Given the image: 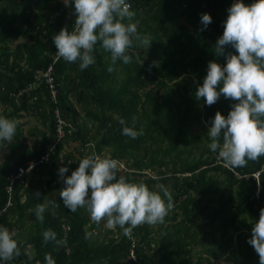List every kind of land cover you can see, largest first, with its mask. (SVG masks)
<instances>
[{
	"label": "trees",
	"instance_id": "1",
	"mask_svg": "<svg viewBox=\"0 0 264 264\" xmlns=\"http://www.w3.org/2000/svg\"><path fill=\"white\" fill-rule=\"evenodd\" d=\"M233 2L130 0L138 30L150 34L153 41L150 48L135 43L129 49L133 60L125 63L119 59L109 71L111 53L99 45L96 62L85 69L80 68L79 61L59 57L53 37L65 26L74 27V3L0 0V105L6 107L2 116H39L47 128L34 147L21 140L23 131L18 128L0 164V224L18 230L15 235L21 250L5 264H46L49 252L57 264H212V259L219 258L218 250L228 264H264V255L249 242L254 222L264 208V155L243 166L226 164L218 149L210 148L207 132L217 110L228 114L233 98L222 94L209 105L195 97L209 61L226 63L227 55L238 51L229 44L226 52L218 55L215 47ZM203 12H210L213 20L201 30ZM55 57L59 59L54 61ZM50 65L54 68L57 102L48 84L39 82L35 75ZM31 84L34 88L26 90ZM73 98L86 112L82 123ZM194 105L203 106L206 123L197 133L188 127ZM57 107L77 131L58 142L50 160L26 173L24 182L17 179L9 191L10 177L41 159L54 143ZM125 124L141 130V134H124ZM68 140L80 143L82 158L109 154L124 162L125 169L118 167L117 178L124 175L143 181L161 192L160 185H167L174 207L163 223L157 227L142 223L131 235L117 224L108 230L113 233L111 237L106 233L101 239L99 223L89 218L87 205L72 211L62 196L48 203L53 191L60 192L66 186L62 178L58 181L56 164ZM78 166L79 160L69 168L72 172ZM221 175L225 191L215 185ZM40 203L46 205L43 218L35 211ZM65 224L70 225L69 231ZM48 228L57 232L56 240L44 239ZM86 231H92L93 236L86 238ZM202 244L208 246L207 258L195 257L197 246Z\"/></svg>",
	"mask_w": 264,
	"mask_h": 264
},
{
	"label": "clouds",
	"instance_id": "2",
	"mask_svg": "<svg viewBox=\"0 0 264 264\" xmlns=\"http://www.w3.org/2000/svg\"><path fill=\"white\" fill-rule=\"evenodd\" d=\"M64 2L75 4L76 22L74 27L65 26L56 32L53 39L59 57L66 61H79L80 68L85 69L96 62L95 50L99 45L111 53L112 64L108 70L113 71L119 59L125 63L133 60L129 49L135 43L150 48L153 39L150 34L138 30L139 21L132 19L136 11L130 0ZM228 13L223 21L224 32L215 44L216 53L224 54L229 44L238 51L229 53L226 63L216 59L209 61L207 74L198 85L195 97L209 105L222 94L233 98V106L227 115L217 110L211 118L207 133L211 137L210 148L218 149L219 157L226 164L238 167L264 155V0H251V3L234 0ZM212 20L210 12H203L201 30ZM48 68L36 72L39 82L44 80L38 77V72ZM18 123L16 118L0 115V143L12 139ZM122 131L131 137L141 134V130L128 124ZM118 163V158L93 153L80 159L79 166L70 175L66 174L71 161L62 164L58 172L66 185L60 191L64 204L72 211L87 205L95 221L106 216L109 226L118 224L128 235L142 223L162 222L174 207L172 190L167 185H160L162 192L157 191L143 181L130 180L124 175L117 178ZM34 166L33 162L29 167ZM45 209L44 203L38 204L36 214L43 218ZM43 236L46 241L56 240L57 232L48 228ZM85 236L91 238L93 232L86 231ZM249 242L264 255V208L254 222ZM19 243L14 230L0 224V264L20 254ZM45 261L46 264H57L51 252L46 254Z\"/></svg>",
	"mask_w": 264,
	"mask_h": 264
},
{
	"label": "rangeland",
	"instance_id": "3",
	"mask_svg": "<svg viewBox=\"0 0 264 264\" xmlns=\"http://www.w3.org/2000/svg\"><path fill=\"white\" fill-rule=\"evenodd\" d=\"M73 101H74V104H75L76 112L78 114V116H77L78 121L80 123H82L84 120H86V118H85V113L86 112L81 107V104L75 98H73ZM5 109H6L5 106L0 105V115L3 114V111ZM192 116L193 117L191 118V120L188 123V127L190 129V132L191 133H197L199 131H202L203 127L206 126V123H205V121L203 119V106L202 105H194L193 106ZM18 121H19V123H18L17 129L21 128L22 131H23V135L21 137V140H23L24 142H26L27 144H29L32 147L35 146V142H41V140H42L41 131L47 129L45 127L44 122H43L41 117L30 115V114H24V116L22 118L18 119ZM89 127L92 128L91 134H93L94 133V128H93L91 122H89ZM15 134L12 137L11 140H5L2 143H0V164L6 159V157L8 155V152H9L8 145H9V143L16 139ZM82 151H83V148L80 145V143H78L77 141H72V140L66 141V144L64 146V150H63V152L60 155V160L56 164L57 168H60V166L65 161H67V162L71 161V163H75L77 160H80L82 158L81 157V154H82L81 152ZM70 155L72 156V158L70 160H68V156H70ZM107 156H109V154H107ZM121 162H123V161H121ZM118 167L120 169H125L124 162L120 163V164L118 163ZM70 172H71V168H69L68 173H70ZM222 178H223V176L221 175L220 179L222 180ZM221 180L218 183H216L215 185L221 191H225L224 186H223V180L222 181ZM58 181L59 182L61 181V176H58ZM61 190L62 189H60V191ZM60 196H61L60 192L53 191L52 198L48 201V203L51 202V200H53L54 198H56V197L58 198ZM88 211H89V218L92 221H95L92 218V216H91V211L90 210H88ZM31 222H29L28 228H30V223ZM95 222H97V221H95ZM98 223H99V227L97 228V234L100 235L101 239L105 236L106 233L109 235V237H111L113 235L112 232L108 233V230H112L114 228V226H109L107 224V219L105 217L102 218ZM162 223H163V221H162ZM150 224H151V226L157 227L159 225V222L150 223ZM17 231L18 230H14L15 233ZM25 234H27V232ZM234 235H235V233H234ZM114 236H115V234H114ZM235 237H236V235H235ZM207 247L208 246L205 245V244H202V246H200V247L197 246V250L195 251V257H198V256L202 255L205 258H207L208 256L205 254ZM218 255H219V258L211 260L212 264H222V262L225 261V259L222 256V254L219 253V250H218Z\"/></svg>",
	"mask_w": 264,
	"mask_h": 264
},
{
	"label": "built area",
	"instance_id": "4",
	"mask_svg": "<svg viewBox=\"0 0 264 264\" xmlns=\"http://www.w3.org/2000/svg\"><path fill=\"white\" fill-rule=\"evenodd\" d=\"M38 77L39 78H43L44 82L48 84V88L51 91V97L52 99L57 102V94H58V90L56 87V83H55V76L53 74V67L50 66L48 68V70L46 71H39L38 72ZM34 88V86H30L29 89ZM54 117L56 119V132H57V136L54 140V143L51 145V147L49 148V150L46 152L45 155L42 156L41 159L39 160H34L31 161L27 167H22L19 170V173L16 176H11L10 177V186H9V191L12 190L13 184L17 179H22V182H24V175L30 171H32L33 169L37 168L40 164H42L43 162L49 161L51 156L54 154L55 149H56V145L58 142L62 141V140H66L69 136H72L76 131H77V127L72 124L71 122L67 121L63 116H62V111L60 110V108H56L54 110ZM34 162V167L30 168V164H32ZM120 164V163H119ZM260 175V172L256 173L255 176L258 178ZM11 205V200H9L7 207ZM64 228L66 231L70 230V225L65 224ZM132 256L133 258L136 260L137 258L134 255V252H132Z\"/></svg>",
	"mask_w": 264,
	"mask_h": 264
}]
</instances>
